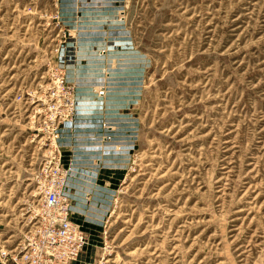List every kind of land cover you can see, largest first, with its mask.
Here are the masks:
<instances>
[{"label":"rangeland","instance_id":"obj_1","mask_svg":"<svg viewBox=\"0 0 264 264\" xmlns=\"http://www.w3.org/2000/svg\"><path fill=\"white\" fill-rule=\"evenodd\" d=\"M58 177L71 264H264V0H0V264Z\"/></svg>","mask_w":264,"mask_h":264},{"label":"built area","instance_id":"obj_2","mask_svg":"<svg viewBox=\"0 0 264 264\" xmlns=\"http://www.w3.org/2000/svg\"><path fill=\"white\" fill-rule=\"evenodd\" d=\"M59 182L61 184V178ZM43 204L47 223L42 230L41 249L37 250L34 258L26 255V261L30 260L29 264L75 262L84 248L85 235L70 219L69 205L63 194L62 184L44 196Z\"/></svg>","mask_w":264,"mask_h":264},{"label":"bare ground","instance_id":"obj_3","mask_svg":"<svg viewBox=\"0 0 264 264\" xmlns=\"http://www.w3.org/2000/svg\"><path fill=\"white\" fill-rule=\"evenodd\" d=\"M57 97V96H56ZM59 101V100H58ZM57 106V105H56ZM61 106V105H60ZM54 110V109H53Z\"/></svg>","mask_w":264,"mask_h":264}]
</instances>
